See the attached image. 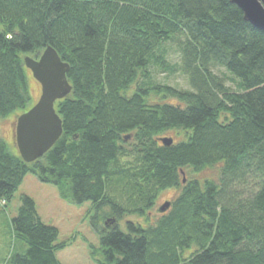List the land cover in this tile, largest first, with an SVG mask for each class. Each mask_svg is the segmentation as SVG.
<instances>
[{
  "label": "trees",
  "instance_id": "trees-1",
  "mask_svg": "<svg viewBox=\"0 0 264 264\" xmlns=\"http://www.w3.org/2000/svg\"><path fill=\"white\" fill-rule=\"evenodd\" d=\"M47 46L70 63L73 89L56 103L63 134L31 163L0 138V203L28 173L90 202L100 264H264V31L230 0H0V116L35 104L24 56ZM153 69L181 71L191 88L157 82ZM169 130L186 139L164 145ZM216 164L218 178L197 177ZM168 188L180 192L156 223L122 226ZM12 227L28 247L5 264H63L68 242L33 197H21Z\"/></svg>",
  "mask_w": 264,
  "mask_h": 264
},
{
  "label": "rangeland",
  "instance_id": "rangeland-1",
  "mask_svg": "<svg viewBox=\"0 0 264 264\" xmlns=\"http://www.w3.org/2000/svg\"><path fill=\"white\" fill-rule=\"evenodd\" d=\"M166 49L168 50L169 61L179 64L181 62L179 45L177 43H169L166 45ZM214 72L223 77L233 89L237 88V80L225 68H215ZM28 74L33 101H37L41 94V85L33 77L30 69H28ZM153 76L157 82L171 84L184 89L191 88L187 76L181 71L170 74L159 69H153ZM158 98V96H153L154 100ZM19 114L21 112L17 111L8 116H0V138L6 141L10 151L14 154L19 153L15 144L13 126L16 115ZM162 136L173 137L176 142L186 139L185 135L181 132L178 133L177 130L166 131ZM220 169L221 164H216L203 170L197 177L200 179L207 177L218 178ZM179 192L180 189L175 188H168L162 191L153 208L145 216L138 214L127 215L122 220V226L128 220L144 225L156 223L162 215L159 210L160 206L166 201L175 199ZM24 194L34 198L44 222L58 227V240L68 242L67 246L57 253L59 260L63 264H100L91 253L93 247L96 249L100 247V237L91 226V215L94 213L91 207L92 204L90 202L75 204L66 200L60 195L56 185L40 181L33 173L26 175L12 201L6 207L4 203H0V264H5L2 261L3 258H7L12 252H25L28 247L23 240L15 236L12 227V218L17 214L21 205V197ZM96 258L102 259L101 254H97Z\"/></svg>",
  "mask_w": 264,
  "mask_h": 264
},
{
  "label": "water",
  "instance_id": "water-1",
  "mask_svg": "<svg viewBox=\"0 0 264 264\" xmlns=\"http://www.w3.org/2000/svg\"><path fill=\"white\" fill-rule=\"evenodd\" d=\"M244 13V18L264 31V0H230ZM24 63L41 85V94L35 104L17 115L14 123V139L22 159L31 163L42 157L63 134V121L56 103L67 97L73 87L68 79L70 63L64 61L58 51L47 46L36 58L24 56ZM130 135H127L128 139ZM164 145L174 143L173 137H160ZM184 182H186L185 173ZM171 207V201L160 206L161 212Z\"/></svg>",
  "mask_w": 264,
  "mask_h": 264
}]
</instances>
